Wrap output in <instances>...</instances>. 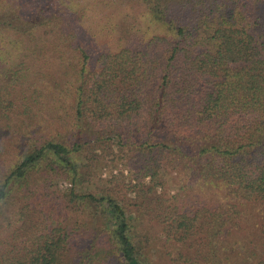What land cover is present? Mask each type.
<instances>
[{"label":"trees","instance_id":"trees-1","mask_svg":"<svg viewBox=\"0 0 264 264\" xmlns=\"http://www.w3.org/2000/svg\"><path fill=\"white\" fill-rule=\"evenodd\" d=\"M95 7L109 11L108 40L89 48ZM0 47L1 109L31 141L0 177V209L46 166L70 180L65 209L85 216L4 223L0 264H153L124 200L82 189L90 140L124 161L131 191L155 196L149 219L167 238L204 237L184 263L218 264L214 243L236 232L264 264V0H0ZM170 171L213 195L165 208Z\"/></svg>","mask_w":264,"mask_h":264},{"label":"rangeland","instance_id":"rangeland-1","mask_svg":"<svg viewBox=\"0 0 264 264\" xmlns=\"http://www.w3.org/2000/svg\"><path fill=\"white\" fill-rule=\"evenodd\" d=\"M92 9L88 16L94 19V24L90 28H84L85 32H83L81 41H84L89 48H97L99 45L105 44L104 40H108L106 37H102L103 33L99 21H102L103 14H108L109 11L99 7ZM2 52L0 47V56H2ZM1 85L2 79L0 78ZM19 126L25 128V124L19 123L12 112L1 109L0 105V177L8 174L14 164L18 162L22 153V146L26 145L25 147H27L31 143V141L25 140L23 134L19 133ZM20 130L22 131V129ZM89 142L86 145L87 150L83 151L85 160L82 161L84 164H92V170L87 175L82 189H88L95 193L108 188L124 200L123 203L127 206L134 225L132 229L133 238L142 253V257L146 260L148 258L153 264H182L185 257L194 259L197 250L200 252L202 247L204 248V237L197 234L187 240L177 242L167 238L161 229L162 225L149 219L151 210H147V201L155 206V196L149 195L147 200V196L144 197L141 191L133 192L130 190L127 183L131 178L128 168L124 165V161H121L113 152L111 145L105 142L94 149V141L90 140ZM170 172L172 177H165V180L168 181L165 188L157 191L165 200V208L180 209L187 204V201L192 203L201 196L210 197V193L213 195V192L206 190V188L203 189V194L198 187L188 186L186 181L188 178L183 171ZM117 179L122 181L118 182ZM70 186L69 178L60 170L52 171L43 166L38 172L31 175L30 181L26 185L20 189L15 187L12 197L8 201L6 200L0 209V242L7 236V232L3 231L4 223L8 226L25 229L24 224H29L30 221L36 222L44 219L49 224L57 220L76 223V221H72L73 218H85L81 212L67 211L64 207L66 199L63 192ZM146 189L145 187L144 190L146 191ZM194 191H197V194H193ZM99 227L95 224L93 229L98 231ZM80 230L79 241L93 237L92 234L85 235L82 228ZM255 232L252 230V233ZM200 238H202V247ZM214 244L215 246L217 244L219 249L221 261L218 264H257L262 256L261 252L252 248L253 245L246 242L236 232L224 241ZM196 260L197 263H202L200 255ZM184 264L189 263L186 261Z\"/></svg>","mask_w":264,"mask_h":264}]
</instances>
